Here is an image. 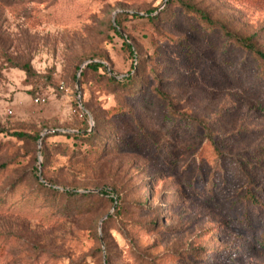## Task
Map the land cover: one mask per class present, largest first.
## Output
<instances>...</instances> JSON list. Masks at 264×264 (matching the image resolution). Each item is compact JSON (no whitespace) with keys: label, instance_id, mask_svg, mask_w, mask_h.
<instances>
[{"label":"rangeland","instance_id":"374dc122","mask_svg":"<svg viewBox=\"0 0 264 264\" xmlns=\"http://www.w3.org/2000/svg\"><path fill=\"white\" fill-rule=\"evenodd\" d=\"M184 1L0 0V264H264V0Z\"/></svg>","mask_w":264,"mask_h":264},{"label":"trees","instance_id":"16d2710c","mask_svg":"<svg viewBox=\"0 0 264 264\" xmlns=\"http://www.w3.org/2000/svg\"><path fill=\"white\" fill-rule=\"evenodd\" d=\"M177 1L181 5V7L184 8L186 11L199 15V17L202 18L209 25H215L216 21H214L204 9L199 8V7H197L194 4H191L189 2H185L184 0H177ZM225 33H226L227 36L231 37L237 43H239L243 48L255 53L257 56H259L264 61V51L256 43L257 34H252L250 36H244V35L234 34V33H232L231 31H228V30H226ZM127 49L131 53H133V50H132V47H131L130 44H127ZM98 66H103V64L102 63L94 64V65L92 64V66H90V67H94L95 68V67H98ZM30 68H31V66L28 65V66H25L23 69L28 71ZM13 135H15V136H17L19 138L29 137V134L24 133V132H15ZM39 183L43 184V182H41V181ZM66 193L69 194V195H72V196L78 194L77 191L66 192ZM246 195H247V199L250 200L251 203H256L257 202L255 193H253L250 190H248L246 192ZM116 202H117V199H116Z\"/></svg>","mask_w":264,"mask_h":264},{"label":"built area","instance_id":"2783aa9c","mask_svg":"<svg viewBox=\"0 0 264 264\" xmlns=\"http://www.w3.org/2000/svg\"><path fill=\"white\" fill-rule=\"evenodd\" d=\"M37 100L39 101V98H38ZM41 101H43V102H44V101H45V99L43 98V99H41Z\"/></svg>","mask_w":264,"mask_h":264}]
</instances>
